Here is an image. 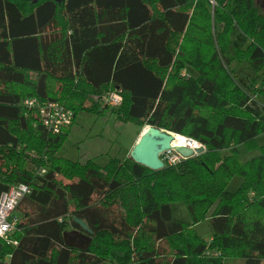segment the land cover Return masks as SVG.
<instances>
[{
  "label": "trees",
  "instance_id": "trees-1",
  "mask_svg": "<svg viewBox=\"0 0 264 264\" xmlns=\"http://www.w3.org/2000/svg\"><path fill=\"white\" fill-rule=\"evenodd\" d=\"M117 88L121 104L101 107L95 97ZM27 97L60 101L75 119L110 110L206 150L159 170L130 156L73 160L59 153L72 126L52 134ZM263 132L257 0H0V194L32 188L0 264H264ZM241 144L261 154L242 161ZM177 202L189 222L173 219ZM74 217L92 229L86 248L65 241L84 229ZM204 220L210 239L196 228Z\"/></svg>",
  "mask_w": 264,
  "mask_h": 264
},
{
  "label": "rangeland",
  "instance_id": "rangeland-1",
  "mask_svg": "<svg viewBox=\"0 0 264 264\" xmlns=\"http://www.w3.org/2000/svg\"><path fill=\"white\" fill-rule=\"evenodd\" d=\"M262 11H264V7H262ZM232 37L237 44L242 43L243 35L237 27H235ZM236 67L240 78L250 81L255 75L246 62L237 64ZM95 99L97 101L100 100L99 96H96ZM145 128L147 127L141 128L133 122L118 120L110 110L102 115L80 112L75 119V123L73 122L72 124V130L68 140L64 143L59 153L82 162L86 159L96 158L98 163L104 165L110 157L118 156L124 158L130 156V151L137 143ZM256 141L259 146L264 147V132L257 136ZM239 149L241 151L242 161L249 160L261 154L260 148L249 150L244 144H241ZM170 155L168 152L161 155L165 163H169L167 160ZM43 171L44 169L40 170L42 173ZM241 181V177L235 176L229 183L227 189L235 190ZM172 210L174 220L190 221V216L184 203H173ZM196 228L202 237L210 239L211 227L208 220L201 221L196 225ZM65 237L69 244H77L80 246H84L89 239L85 236H79L76 231L72 230H68ZM232 264H240V261L235 260Z\"/></svg>",
  "mask_w": 264,
  "mask_h": 264
},
{
  "label": "built area",
  "instance_id": "built-area-1",
  "mask_svg": "<svg viewBox=\"0 0 264 264\" xmlns=\"http://www.w3.org/2000/svg\"><path fill=\"white\" fill-rule=\"evenodd\" d=\"M102 107H114L121 104L122 94L119 88L99 96ZM23 104L28 108H36L43 120L44 126L52 134H59L72 126L75 114L64 103L55 100L42 101L37 97H27ZM169 164H175L184 157L174 150L167 151ZM166 153V152H165ZM31 186L26 183L11 185L0 194V249L5 245L15 246L18 240L14 233L18 230V217L15 215L16 208L22 198L31 193ZM10 255V254H9ZM4 264H8L7 261Z\"/></svg>",
  "mask_w": 264,
  "mask_h": 264
},
{
  "label": "water",
  "instance_id": "water-1",
  "mask_svg": "<svg viewBox=\"0 0 264 264\" xmlns=\"http://www.w3.org/2000/svg\"><path fill=\"white\" fill-rule=\"evenodd\" d=\"M176 135L177 133L173 131H169L156 126H147V128L144 129L143 133L138 139L137 143L130 151V157L134 161L146 167H149L153 170H159L165 167V161L163 160L161 155L167 151L174 150L177 153L181 154L184 158H189L194 155L205 152V145L190 137L185 136L186 138H188L189 145L180 143L173 144ZM192 143H194V146L191 145ZM74 220L78 224H80L81 227L84 228L87 232H92V229L87 225V223L83 219L79 217H74ZM65 235L66 231L64 232V236ZM88 238L89 239L84 246H80L77 244H69L66 241V238L65 241L69 246L86 248L91 240L90 237Z\"/></svg>",
  "mask_w": 264,
  "mask_h": 264
},
{
  "label": "flooded vegetation",
  "instance_id": "flooded-vegetation-1",
  "mask_svg": "<svg viewBox=\"0 0 264 264\" xmlns=\"http://www.w3.org/2000/svg\"><path fill=\"white\" fill-rule=\"evenodd\" d=\"M258 1V0H257ZM260 3V2H259ZM260 5L263 7V5L260 3ZM68 230H72V231H76L77 232V234L79 235V236H85V237H89L90 236V234L85 230V229H81V228H78V227H74V226H71ZM67 230V231H68ZM66 236V235H65ZM64 236V237H65ZM66 238V237H65Z\"/></svg>",
  "mask_w": 264,
  "mask_h": 264
},
{
  "label": "bare ground",
  "instance_id": "bare-ground-1",
  "mask_svg": "<svg viewBox=\"0 0 264 264\" xmlns=\"http://www.w3.org/2000/svg\"><path fill=\"white\" fill-rule=\"evenodd\" d=\"M177 143L189 145L188 138L178 133L176 135V138L173 141V144H177ZM191 145L194 146V143H192Z\"/></svg>",
  "mask_w": 264,
  "mask_h": 264
},
{
  "label": "crops",
  "instance_id": "crops-1",
  "mask_svg": "<svg viewBox=\"0 0 264 264\" xmlns=\"http://www.w3.org/2000/svg\"><path fill=\"white\" fill-rule=\"evenodd\" d=\"M258 2H260L264 7V0H258Z\"/></svg>",
  "mask_w": 264,
  "mask_h": 264
}]
</instances>
